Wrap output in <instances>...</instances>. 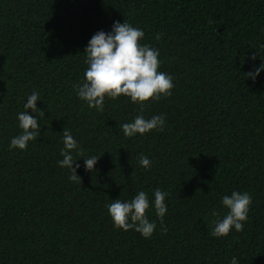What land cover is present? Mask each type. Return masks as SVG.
<instances>
[{
  "label": "trees",
  "instance_id": "16d2710c",
  "mask_svg": "<svg viewBox=\"0 0 264 264\" xmlns=\"http://www.w3.org/2000/svg\"><path fill=\"white\" fill-rule=\"evenodd\" d=\"M114 21L143 30L173 77L171 96L143 106L146 119L164 115L163 131L125 137L141 105L105 97L100 112L77 96L83 51ZM262 63L264 0H0V264H264V71L245 74ZM33 92L40 135L10 149ZM63 129L81 184L58 165ZM156 188L166 233L154 207L150 238L114 227L106 205L141 190L153 201ZM233 191L252 197L244 228L213 237Z\"/></svg>",
  "mask_w": 264,
  "mask_h": 264
},
{
  "label": "clouds",
  "instance_id": "9594fccd",
  "mask_svg": "<svg viewBox=\"0 0 264 264\" xmlns=\"http://www.w3.org/2000/svg\"><path fill=\"white\" fill-rule=\"evenodd\" d=\"M209 23L212 21L210 20ZM143 37V30L133 27L127 22L114 21L111 31H97L83 51L85 53L84 63L87 65L83 73L84 79L75 86L79 99L86 102L89 108H95L100 112H103L105 97L116 99L123 95L130 98L131 103L141 105V114L135 116L131 122L121 125L124 136L129 138L136 134L143 135L152 130L163 131L164 115H154L146 119L143 115V106L149 100L159 101L162 97L171 96V89L174 87L173 77L159 71L161 64L159 51L151 45H142L140 40ZM159 38L157 35L156 39ZM250 59L255 60L256 55H252ZM261 71H264V63L245 74L247 78L255 81ZM38 100H40L39 94L33 92L24 104L26 111L17 115L18 127L22 131L11 139L10 149L26 150L28 143L39 137V122L31 114L38 110L36 106ZM40 115H45L43 110H40ZM62 140L64 147L61 149L60 155L63 159L58 161V165L70 170L69 180L81 184V178L77 175L80 164L76 163L77 160H74L71 155L72 150L78 149V142L70 130L64 129ZM77 155L82 157L83 151H77ZM100 156L83 158L85 170L95 171L94 166ZM138 162L143 168L151 167L150 159L143 154L138 156ZM167 195V192L156 188L153 190L154 200L150 201L148 194L141 190L130 201L122 202L115 199L106 207L115 228L124 231L134 229L147 239L156 229V223L150 222L147 218V210L150 207H154L155 214L161 221L162 232H167V228L163 226V217L167 212L165 204ZM221 203L228 209V212L222 220L214 221L211 235L217 238L227 236L233 228L237 232L243 230L252 197L248 192L233 191L230 196H223ZM213 215H217V213L213 212ZM230 264H238L237 258L233 257Z\"/></svg>",
  "mask_w": 264,
  "mask_h": 264
}]
</instances>
